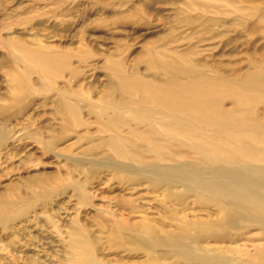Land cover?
<instances>
[{
    "label": "rangeland",
    "instance_id": "obj_1",
    "mask_svg": "<svg viewBox=\"0 0 264 264\" xmlns=\"http://www.w3.org/2000/svg\"><path fill=\"white\" fill-rule=\"evenodd\" d=\"M263 17L264 0H0V264H264V207L235 221L186 185L218 160L118 89L121 74L163 82L180 62L238 83L264 66Z\"/></svg>",
    "mask_w": 264,
    "mask_h": 264
},
{
    "label": "bare ground",
    "instance_id": "obj_2",
    "mask_svg": "<svg viewBox=\"0 0 264 264\" xmlns=\"http://www.w3.org/2000/svg\"><path fill=\"white\" fill-rule=\"evenodd\" d=\"M23 53L30 54V61L43 69L55 61L51 55L36 54L28 50H23ZM182 58L179 60L184 59ZM179 64H167V76L163 82L141 80L136 76L121 74L118 78V89L121 92L139 90L144 93L145 101L139 102L153 104L155 113L161 114L155 125L166 128L167 134L163 135L200 139L208 148L209 156L218 161L214 163L215 166L207 167L208 172L200 170L201 173L211 175V179L205 182L190 181L186 185L212 192L228 209L227 217L237 221L247 211L257 212L259 207H264V195L260 196L257 191L264 189V166L255 165L264 160V116L260 117L258 111L259 104L264 103V66L254 68L241 81L231 84L221 78L197 73L190 67L182 66L181 62ZM225 93L232 97V108L224 106L222 96ZM66 107L76 116V107L69 102ZM134 111L143 118H155L152 112L138 109ZM193 126L201 129L205 136L190 131L189 128ZM147 132L146 141L160 149L162 133L160 135L156 130ZM120 142L122 139L118 135L110 144L116 153L121 154ZM174 169L183 176L184 170ZM230 183H246L250 187L236 192ZM244 193L252 196L247 197Z\"/></svg>",
    "mask_w": 264,
    "mask_h": 264
}]
</instances>
